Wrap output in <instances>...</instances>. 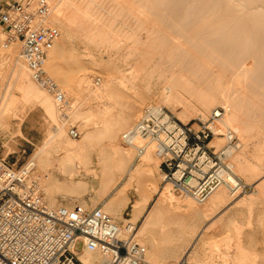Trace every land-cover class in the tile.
Wrapping results in <instances>:
<instances>
[{
	"label": "rangeland",
	"instance_id": "rangeland-1",
	"mask_svg": "<svg viewBox=\"0 0 264 264\" xmlns=\"http://www.w3.org/2000/svg\"><path fill=\"white\" fill-rule=\"evenodd\" d=\"M124 1L126 2L125 4H127V5L124 4V6L126 7L127 10L124 9L125 7H122V9H124V10H122V12L124 11L125 14L124 13L123 14L125 16L122 13H121L122 15L120 14L121 10H120V12H118V10L121 8L114 10L115 16L118 18V21H119V22L117 21L118 27L125 29V30H127L126 28H128L127 31H129V33H132L131 28L133 29V31H136L135 28L138 30V28L140 27V22H139L140 21V14L144 13V15H148V16H146L147 18H145L146 19L145 22L147 24L148 29L147 28L146 29L141 28L142 29V30L140 29L141 31L140 30L137 31L138 35H133V34L130 35L129 33L124 32V35H122V37L119 38L122 45H124V49L121 52L123 54L121 59L117 57V54H118L117 50L112 51L111 43L109 42V38H108L109 26H108V24L111 21L109 14L103 12L105 15V17H104L105 21L102 22L103 44L101 47H97V43L91 44L89 42V40L87 39V33L84 31H78L77 30L78 37L68 39L67 34L62 29V27L56 23H52L53 25H56L61 32V38L58 42L60 44L64 42L67 45V49L70 48L69 49V53H71L70 57L71 58L74 57L71 60L69 59L70 57L66 58L63 62V65H62L63 70H66V68H67V70L64 73V77H65V80L67 81L66 85L69 89L68 90L69 93H66L64 95L66 101H65L63 108H60L59 105L57 104L56 115L58 114L57 117L59 119L57 117L55 119H53L49 115V113H47L45 111V109L41 106L36 105V107H35L33 105H27V103L23 99L22 93L16 88V85L13 84V86H12V82H13L12 69H11L12 66H6V68L4 67L5 68L4 70L6 72L0 79V93L4 94L7 91V89H9V92L14 96V99H16V104H18L17 105L18 110L20 111V113L24 112V114H25L24 115L25 117H24L23 122H22V127L27 126V125L30 126L28 121L30 122V120H33L32 125L35 129L33 131H30L28 129V132H31V134L34 135V139L32 141L35 143V145H33L32 143H30V141H28L27 133L22 131V127H21V131H17V130H13L9 127L4 126V127L0 128V155L1 156H7L8 155V160L11 163L17 162L18 167H20L21 165L26 163L28 160L31 161V160H33V158L36 159L37 157H39L42 154L41 152H43L42 149L50 150V153L52 154L54 159H56L58 157L59 145L55 142L49 143V139L51 137V134H53L56 130V123L58 121H60L61 125L65 124L66 127L65 126L64 127H65V129L67 128L66 134L68 133L67 134L68 137H71L70 136V129L73 126L78 127V129L81 132L80 138H77V139L72 138V137L71 138L74 139L75 141H78V140L80 141L84 138V136L87 134V132L97 130V126L93 125L92 121L94 120V118L97 117V114L100 115L102 113L103 109L108 108V107H111L114 109V119L122 118V115L124 113L133 114L134 122L130 125V127H128V129L126 131H124V134L128 130H130L132 127H134V125L139 120L141 114L143 113L144 109L147 106H150L151 104L165 107L171 114H173L176 117V119L179 122H182L184 124H187V123L195 124L198 122L208 121L210 119L211 115L213 114L214 110H216L217 108L224 109L223 114L225 113L226 105H224L223 102L220 100V101H217V105L212 107L211 110L208 113H206V115H204V117H202L201 115H198V113L195 112V110H193V109H190V111L188 110L185 113L186 114L185 115V114H183V112H184L183 111L184 110L183 105L180 104L179 99L174 97V95L171 94V91L168 89V86H170V87L173 86L174 87L173 93H175V91L177 93L180 92L181 94H183L184 97L192 99L191 98V92L193 90L191 89V86H190V88L188 87V84H189L188 82L190 81V79L193 78L195 80L194 84L197 86H200L201 81L198 79H195V78L198 76L200 77L201 73L192 71V66H193L192 65V57L189 55V52L193 51V49H192L193 47L191 46V42L188 41V39L190 38L189 37L190 34L189 35L187 34V36H186V33H190L189 28H191V27L188 25H191L194 27V25L200 24V22H201L200 16L202 15L201 13H203V15H204V13H205L204 11L208 10V9H206V7L208 8V7H210V5L212 6L213 1L211 2V0H210V2L209 1L206 2V4L208 3L209 6L205 4L204 8L202 7V1L203 0L202 1L201 0H197V1L194 0L193 1L194 5H192L191 0L190 1L186 0L189 3H187L186 1H182L184 7H186V9H189V10H187V11H189L188 14H186L187 11H182L184 9V7L182 6V2L180 0L179 1H177V0H169V1H166V0H149V1H147L148 5L146 4L145 0H124ZM172 1H173V3H170ZM198 1H201V3ZM204 1H203V5H204ZM221 1L222 0H220V2ZM166 2H168V3H166ZM160 3L162 5H159V6L163 11H165L163 8L169 7L168 9L170 11V15H169L168 10H167L168 12L165 11V14L166 15L168 14V16H170V17L166 16L167 18H169L168 20L166 18L165 19L158 18V16H161V14H163L162 13L163 11L155 10L154 6L157 4H160ZM163 3H164V5H163ZM176 3H178L179 5H181L183 7L182 10L180 8L181 6L179 7V5H177ZM209 3H211V4H209ZM222 3L224 5L223 6L224 8L222 7L220 9L224 10L225 8H229L228 5H226V7H225L226 3L224 4L223 1H222ZM174 4H176V5H174ZM200 4H201V6H200ZM145 5L147 7L148 6L149 7L148 8L146 7L147 9L146 8L143 9ZM190 5L192 7H190ZM93 6H91V8H92L91 10L95 11L96 8H95V6L93 8ZM151 6L153 9H151ZM175 6H178L179 8L178 7L175 8ZM194 6H195V8H194ZM197 6H198V9H196ZM262 8L263 7H261V9ZM171 9H174L173 11H175V12L171 11ZM211 9L212 8L210 7V10H208L209 14L212 13ZM225 10H227V9H225ZM262 10H264V9H262ZM126 11H127V13H126ZM128 11L130 12V14ZM131 11L133 12L132 13L133 15H131ZM184 12H185V15H184L185 18L182 17ZM208 13H206V15ZM130 16H134V17L131 19ZM149 16H150V18H148ZM179 16H181L185 20H183V19L180 20L179 18H181V17H179ZM186 16H187V18H186ZM188 16L191 17L192 19L196 20L194 25H193L194 22H191L194 20H192ZM177 17H179V18H177ZM198 17H200V18H198ZM128 18H130V19H128ZM134 18H136L138 21ZM133 19H134V21H133ZM177 19H178V21H177ZM188 20H189V22H188ZM122 21H123V23H122ZM128 22H129V25H128ZM137 22H139V24ZM124 23L126 25H124ZM135 23H137V25ZM177 23H180V24H177ZM121 24H122V26H121ZM174 24H175V26H174ZM181 24H183V25H181ZM178 25H180V26H178ZM130 26H131V28H130ZM230 26H232V25H230ZM177 27L178 28L180 27V28L178 29ZM257 28H259V27H257ZM257 28H256V30H257ZM187 29H188V31H187ZM261 29L259 30L260 31L259 35L257 33L258 31L257 32L254 31L255 36L253 35V33H251L252 30L251 31L249 30L251 35H252V38L256 37L254 39H252L250 37L251 35L249 36L250 39H246V38H248L246 36L249 35L248 34L249 32H245L246 36H243L245 38L244 41H242L243 38H241V37H240L241 40L238 38L235 39L234 37H231L230 40L228 41V43H226V45H228V47L231 46V44H232V46L240 45L241 47H245L244 45H246V47H245V49L247 48L246 52L247 53L251 52V54H252L253 48L255 49V51L257 50L255 47H257L258 43L261 44L260 45L261 47H264L262 45V43H260V42H262V38H263L261 36H264L263 35L264 30H263V32H262L263 34H262ZM149 30H151L150 35H148ZM179 30L182 31V34H181V31H179ZM220 32H221V34L225 33L223 30H219L218 32H215V31L213 32V30H211V31H209L210 35L208 34L209 37H206V38L209 39L211 37L210 40L211 39H220L219 37L224 36V34L221 35ZM168 34L169 35L172 34V35L169 37ZM205 34L207 35V33L204 32V35ZM219 34L221 36H219ZM0 35L2 37V39L0 37V40L2 41V43H0V45L2 46L4 34H3L1 26H0ZM175 35H177V37ZM204 35L201 34L199 38H202V37L204 38L206 36V35L205 36ZM256 35H258L259 37H257ZM166 36H168V38ZM173 36H174V38H173ZM140 37L143 38V43H141L140 41H136V39H138V38L140 39ZM232 38H233L234 42H235V40H236V42L237 41H242V42H237L238 44H236L232 41ZM173 39L176 42L180 43L181 46L183 44L182 48L178 47L180 44L179 45H177V43L175 44V41ZM259 39H261L260 42H258ZM188 42H189V44H188ZM244 42L245 43L250 42V44H249L250 46L248 45V43L245 44ZM263 42H264V40H263ZM189 45L191 46L190 48H189ZM61 46H62V44H61ZM248 46L250 49L248 48ZM129 47H131V48H129ZM261 47H259L257 51L260 50L262 52ZM13 48L15 49L16 53H20V46L19 45L18 46L14 45ZM128 48L131 49V51H128L129 50ZM224 49L226 50L229 48H224ZM3 50L7 51L5 49H3ZM260 51L258 52L259 56L261 54V56L259 57V61H260V58H262V55H264L263 54L264 52L260 53ZM263 51H264V49H263ZM89 52H91V55H89ZM247 55H249V54H247ZM253 57L254 56H252V58H250L251 60H248V64L250 66L252 64H254V61L256 63L258 61V60L256 61L257 58L256 59L254 58L255 60H253ZM257 57H258V55H257ZM247 58H249V56ZM259 61H258V63H259ZM261 61L263 62V60H261ZM261 61H260V63H261ZM65 62H68L67 63L68 67L65 66L66 65ZM256 63H255V65H256ZM69 64H71L70 67H69ZM205 64H206V62L203 60V65H201V66H205ZM258 65H256V66H258ZM71 66L72 67L74 66L72 68V70H71ZM210 67L212 68V70H218L217 67H213V66H210ZM252 67H253V65H252ZM256 68H258V67H253L254 70ZM263 68H264V66L262 67V69ZM258 69L261 70V67ZM86 70H88V72L90 71L89 72V74H90V85H89L90 89L97 87L95 85V82L98 81V78H101L105 82L108 78H111V77L114 78L110 82H108V85H106L104 91L107 94L105 96H92L88 92H86L87 89L86 90L84 89L85 90V92H84V90H82L83 88L81 86H78L79 85L78 83L80 80L79 78L81 77V74H83L84 71L86 72ZM261 71H263V70H261ZM254 72H255V75H253V76H255V77H256V75H258L260 73V72L258 73V70H257V72L256 71H254ZM260 74L264 75V71H263V73H260ZM263 75H260V76L263 77ZM248 80H249V78H248ZM8 87H10V88H8ZM11 87H12V89H11ZM194 101H196V100H194ZM219 102H221V103H219ZM243 105H244V107H246L245 104H243ZM76 107L83 111V113H82V111L80 110L82 117L80 116L79 118H74V115H72V113ZM84 113L86 114V117H87V115L93 116V117H91L92 119L88 118L90 120V123H89V120H87L85 117H83L85 115ZM189 113H193V114H189ZM179 114H181L182 117H184V115H185L184 118H186V119L185 120L184 119L179 120V118H178ZM187 114L191 117H189ZM94 115H96V116L94 117ZM218 119L219 118H217L216 120H218ZM216 120L212 123V126L214 128H217V125L219 124V122ZM15 121L16 120H14V122ZM214 125H216V126H214ZM194 127L197 128L198 124H195ZM221 128L222 127H219L216 130L221 134L226 133V130L224 128H222V129ZM227 130H233V132L238 137L240 146L242 145L241 146V148H242L244 140L239 135V133H237V131H235V129H233V128H228ZM215 138H214L215 141H213V144H215L217 147H221V146H224L226 144V138L224 136L218 135ZM259 138H256V141H258V143L261 141V140H258ZM220 139L222 141H220ZM217 140H219V142H217ZM99 144H101V143H98L95 147L99 146ZM121 146H123L124 149L128 148L131 150L132 161L130 162L131 165L129 163L128 166L133 168L136 164H140V162H142V159L146 153L144 154V156L139 158V157H137L136 149L126 146L125 143L123 142V140L121 142ZM240 146H239V148H240ZM239 148H237V149L240 150L241 148L240 149ZM236 153H238V151ZM155 154L157 155V151L155 152ZM257 154L259 155V152ZM260 154H261V152H260ZM229 159H230V157H224V159H223L224 163L227 166L226 171H228L230 174L232 173L231 175L235 178L236 181H239L241 184L247 185V192L238 194L240 191L234 193L230 189L229 186H227V185L221 186L224 189H226L227 195L229 194L228 200H229V198H231L230 199V201H232L231 204L221 208V210L219 212H217V214L215 212L213 214V213H211L212 212L211 211L210 214H211V216H213V218H210L211 221L210 220L208 221L207 218L203 219L202 217L199 216L198 220H199L200 224L199 223L192 224L189 221L193 217V214L191 213V211H187V208L183 207L184 201L186 199H188L190 201L192 200V202L196 204V206H197L196 208H201V207L205 206V204L208 203V200H210L211 196L207 200H205L204 202L200 203V202H197L196 200H194L193 198H190L191 196H189V195H180L171 186L173 188L172 190H174V192H175L174 194L175 195L177 194V197L173 196V195L161 197V192L163 191V189L166 186H168V184H167V182L164 181L163 171L161 170L160 167H158L154 171L155 174H153V180H152V182H150L151 184L152 183L153 184L151 185L150 183H148V184L146 183V191H147L146 195H149L151 197L149 200H146L145 196L141 195L142 187L145 185L144 180L142 178H140L139 175L132 173L133 171H131V169L129 171V167H128V171L126 170L123 173V175H120L121 177L118 175V177H117L118 181L116 180L117 182H115L116 184L114 183V185H113L112 183H110L108 185L109 189L106 188V191L104 189H101L100 180L98 178V177H100L99 175H101V174H100V167H99L97 161H95L93 163V167H92L95 171L94 170L93 171L92 170H86V169L82 168V169H80L81 170L80 175H78L76 177V180H82L88 184V186L85 187V191L83 189V193L80 192L81 194L72 195L70 193L67 194V192L65 193V191H60V192L56 191L55 197L57 199L58 204L72 205V204L80 203V204H83L84 206L89 207V208L101 206V207H103V210H105V206H107L105 203L108 202L109 197L116 190L113 188L115 186H116V188H119L121 186L124 187V189L126 191V197L122 198V200H120L118 202V204L115 205V210L112 213H110L106 210L105 211L107 213H109L121 225L122 228H123V226H126L128 224V223H126L127 220H130L133 224H135L136 239L138 240V242H140L141 244H143L144 246H146L148 248L147 258L153 264H179L180 260L182 258H183L182 259L183 262L181 264H201V263L202 264H210V262H211V264H225V263L226 264H237L239 262L238 260L240 259L238 256L241 257V255H239L240 253L237 252L236 248L239 247L240 245H242L243 243H244L243 245L250 248L249 249L250 255L249 254L248 255H249V260L252 259L251 261L247 260L248 263H246V264H259V263L264 264V195H262L264 193L258 194V197L256 194L252 193V192H254V188H253L254 185L253 184H254L255 178H254V180L252 178H250L251 180L248 181L249 179L247 178L248 176L246 174L240 173L236 168H235V170L231 169V167L228 164ZM162 160H163V157H161V162H162ZM249 161H253L250 164H253L254 162H256L255 158H253L252 155L250 156ZM53 164H54V166H57L58 162L55 160V162ZM262 170L264 171V168ZM55 173L57 174V177H58V179H60V181H64V180L68 181L64 175L62 176L58 172H55ZM261 173H260V175H261ZM39 174L43 175L44 173L38 172V175ZM33 176L35 179L37 178V180L39 182L40 189L43 192L45 199L51 205V201L49 198V191H48L50 189L49 188L50 181L48 179H46L45 177L43 178V180L38 179V177H36L37 174H36V176H35V174H33ZM245 176H247V177H245ZM46 182H47V184H46ZM169 185H171V184H169ZM102 190H103V192H102ZM128 195L131 198V205L127 209H125L129 203V201H130V198H128L129 197ZM243 196L245 197V199H248L249 197L252 196L254 199H256V201L251 205L250 204H243L245 206H243V205L241 206L240 203L237 201H240L239 199H241V197H243ZM183 197H184V199H183ZM163 198H164V200H163V202H161V199H163ZM163 204H164V206H163ZM254 204H256V205H254ZM174 207H175V209H178L179 213L176 212L177 210H175ZM123 209H125L124 214L122 212ZM134 210H135V212L137 210L140 211V219L138 218L139 220L134 219L135 218L133 216ZM150 213H152L153 215L155 214V216L158 217L157 221L155 224L150 226L149 230L144 235H141L140 232H138V231L144 225L145 220L149 216ZM206 213H208V212H206ZM207 222L211 223V224L208 228H206V230H205L206 233L203 232V234H202V235H204V233L206 234V238H205L206 241H204L202 238L203 236L198 237V233L202 232V230H203L201 225H203L204 223H207ZM185 224H187L188 226L186 227ZM162 225H163V227H162ZM167 232H168V234H166ZM154 239H158V240L163 239L162 241H164V242H165V240H170V242L171 241L173 242L172 246L171 245L168 246L170 243H165L167 246H164L163 249H161V250L166 251L167 249L173 250L176 248H182L185 250V253H184V255L176 258L175 260H168V261L164 260V262H159L157 259H155V257L152 259L150 254H152L151 249H152L153 245L151 243L154 241ZM238 239H239V241L243 240L241 242L242 244L241 243L239 244ZM237 244H239V245L237 246ZM166 247H168V248H166ZM212 247L214 248V250L212 249ZM80 248H81V244L78 245V249H80ZM237 249L239 250V248H237ZM189 250L191 251V253H192L191 255H193V256L195 255L194 253L198 254V260L195 261L194 263H193V260H191V258L187 259L185 257V254L189 253L188 252ZM218 250H220V252ZM226 250L232 251V252L230 251V253L227 252L225 254V255H229V256H226L228 258H225V260H228L230 258L228 260L230 262H228V261L224 262V260H223L224 259L223 258V256H224L223 252H226ZM250 250H251V252H250ZM212 251H214V252H212ZM233 253L235 255H231ZM255 253H256V255H255ZM235 256H237V257H235ZM233 257L237 260H235ZM256 258H258V259H256ZM232 261H233V263H232ZM234 261L235 262L238 261V262L234 263Z\"/></svg>",
	"mask_w": 264,
	"mask_h": 264
},
{
	"label": "bare ground",
	"instance_id": "bare-ground-1",
	"mask_svg": "<svg viewBox=\"0 0 264 264\" xmlns=\"http://www.w3.org/2000/svg\"><path fill=\"white\" fill-rule=\"evenodd\" d=\"M145 1L147 4V1H149V0H145ZM166 1H169V0H166ZM177 1H179V0H177ZM180 1L182 2V1H186V0H180ZM188 1H190V0H188ZM188 1H186V2L189 3ZM193 1L194 0H191L192 5H194ZM201 1H198V2L201 3ZM203 1H202V7L204 8L206 2H208V1L210 2V0H205L204 5H203ZM222 1L224 2V4L226 3L225 7H226V5H228L229 8H225L227 10L220 9L224 6ZM222 1L220 2V0H211L212 6L210 5V7L212 8L211 9L212 13L209 14L208 10H210V7H208V8L206 7V9H208V10L204 11L205 12L204 15H203V13H201L203 16L202 15L200 16L201 22L199 25H194L196 20H194L188 16L189 18L194 20L191 22H194L193 25L195 27L194 28L193 26L188 25L191 27V28H189L190 33H186V36H187V34L188 35L190 34V36H189L190 38L188 39V41L191 42V46L193 47L192 48L193 51L189 52V55L192 57V65H193L192 71L201 73L200 77L198 76L195 78V79H198L201 81L200 86H197L194 84L195 80L193 78L190 79V81L188 82L190 84V85L188 84V87L190 88V86H191V89L193 90L191 92V98L192 99L184 97L183 94H181L180 92L177 93L175 91V93H173V89H174L173 86H171V87L168 86V89L171 91V94H173L174 97L179 99L180 104L183 105V108H184L183 114H185L188 110L190 111V109H193V110H195V112L198 113V115H201L202 117H204V115H206V113H208L212 107L217 105V101L221 100L223 102V104L226 105L225 113L222 115L221 118L216 120L219 122V124L217 125V128L222 127L226 131H228L227 130L228 128H233V129H235V131H237V133H239V135L244 140L243 147L241 148V146H242L241 145L240 146L241 149L239 148L240 150L234 149L232 152L229 151L231 153L228 156V157H230L228 164L231 167V169L235 170V168H236L240 173L246 174L248 177L247 176H245V177H247L249 179L248 181L251 180L250 178H252L253 180L255 178L256 181L254 180V184H253L254 185V187H253L254 192H252V193L256 194L258 197V194L264 193V171L262 170L264 168V75L260 74V73H263V71H264V68L262 69V67L264 66V64H263L264 63V55H262V58H260V61L263 60V62L261 61V63H262L261 64L259 61V57L261 56V54H260V56L258 54V52L260 50L257 51L258 48L261 47L260 46L261 44H259V43H258V45L256 44L257 47L254 46L257 49L256 50L257 52L253 48L252 54L250 51H249L250 53L246 52L247 48L245 49L246 45H244V44L243 45L245 47H241L240 45L232 46V44L230 43L231 46L228 47V45H226V43H228V41L230 40L231 37H234L235 39L238 38L240 40H241V38H243L242 41H244L245 38L243 36H246L245 32H249L248 33L249 35L246 36L248 38H246V39H250L249 36L251 35V33H253V35H254V31H256V32L258 31L257 33L259 35V33H260L259 30L261 28H262L261 33L263 32V30H264V10H262V9H264V0H222ZM125 3L126 2L124 0H51V4L53 7V15L50 17V24L56 23V24L60 25L62 27V29L66 32L68 39L78 37L77 30L78 31H84L87 33V39L89 40V42L91 44L97 43V47H101L103 44L102 22L105 21V18H104L105 15L103 12H105V13L109 14L110 19H111L110 23L108 24V26H109L108 38H109V42L111 43V49H112V51L117 50L118 51L117 57L121 59V57L123 56V54L121 52L124 49V45H122L119 38L122 37V35H124V32L129 33V31H127L128 28H126L127 30H125V29L118 27V23H117L118 18L115 16L114 10L121 8L118 10V12H120V10H121L120 14L121 13L123 14L124 11L122 12V10L126 9V7L124 6ZM166 3H168V2H166ZM170 3H173V1ZM176 4L179 5L178 3H176ZM176 4H174V5H176ZM209 4H211V3H209ZM93 5L96 8L95 11L91 10L92 9L91 6H93ZM125 5H127V4H125ZM159 5H162V4L160 3V4L155 5L154 9L157 11H160V10L163 11ZM163 5H164V3H163ZM206 5H208V3ZM94 6H93V8H94ZM180 6L181 5H179V7ZM182 6L184 7L183 2H182ZM182 6L180 7L181 10L183 8ZM200 6H201V4H200ZM122 7H125V8L122 9ZM146 7L147 6L145 5L143 9H145ZM176 7H178V6H175V8ZM190 7H192V6L190 5ZM261 7H263V8L261 9ZM168 8H163V9L166 12H168L169 11ZM194 8H195V6H194ZM151 9H153L152 6H151ZM185 9H186V7H184V9L182 11L189 10V9H186V10ZM196 9H198V6ZM173 10L174 9H171V11H173ZM165 11H163L162 12L163 14H161V16H158V18H162V19L166 18L168 20L169 18L166 17V16H168V14L166 15ZM173 12H175V11H173ZM126 13H127V11H126ZM132 13L133 12L131 11V15H133ZM188 13H189V11L186 12V14H188ZM206 13H208V14L206 15ZM129 14H130V12H129ZM169 15H170V11H169ZM184 15H185V12L182 15V17L185 18ZM146 16H148V15H144V13L140 14V21H139L140 27L138 28V30H140L141 28H145V29L147 28L148 29L147 24L145 22V20H146L145 18H147ZM130 17L132 19L134 16H130ZM168 17H170V16H168ZM179 17H181V16H179ZM179 17H177V18H179ZM182 17L179 19L185 20ZM200 17H198V18H200ZM148 18H150V16ZM186 18H187V16H186ZM128 19H130V18H128ZM134 19H136V18H134ZM134 19H133V21H134ZM189 20H188V22H189ZM177 21H178V19H177ZM139 22H137V23L139 24ZM122 23H123V21H122ZM137 23H135V24L137 25ZM177 24H180V23H177ZM183 24H181V25H183ZM124 25H126V24L124 23ZM128 25H129V22H128ZM230 25H232V26H230ZM121 26H122V24H121ZM174 26H175V24H174ZM178 26H180V25H178ZM256 26L259 28H257ZM130 28H131V26H130ZM256 28H257V30H256ZM135 30L136 31H133V29L131 28L132 33H129V34L130 35H132V34L138 35V32H137L138 30L136 28H135ZM181 30H179V31H181ZM211 30H213V32L214 31L218 32L219 30H223L225 33H222V34H224V36L222 37L221 36L222 34L220 32L221 35L219 34V36L222 37V38L219 37L220 39H211L210 40L211 37L209 39H207L206 37H209V35H210L209 31H211ZM249 30L250 31L252 30L251 33ZM187 31H188V29H187ZM204 32L207 33V35L205 34L206 36L204 35ZM150 34H151V30H149L148 35H150ZM181 34H182V31H181ZM201 34H203L205 37L203 38L201 36L202 38H199ZM171 35H169V37ZM258 35H256V36L259 37ZM175 36L177 37V35H175ZM0 37H1V35H0ZM166 37L168 38V36H166ZM250 37L252 38V35ZM261 37L264 38V36H261ZM173 38H174V36H173ZM254 38H256V37H254ZM254 38H252V39H254ZM263 38H262V42H260L261 39H259L258 42L262 43V45L264 46V42H263L264 39ZM1 39H2V37H1ZM136 41H140L141 43H143V38L140 37V39L138 38V39H136ZM232 41L234 42L233 38H232ZM242 41H237V42H242ZM189 42H188V44H189ZM237 42L235 40L234 43L238 44ZM0 43H2V41ZM176 43H177V45L180 44V43L175 41V44ZM246 43H248V42H246ZM61 44H62V46H61ZM61 44L59 42H57V44L55 45L53 50L50 52L49 57H48L47 62H46V67L48 69V72H50V74L52 73L51 75H53V77L56 79V81L61 86L63 85L62 86L63 87L62 92L65 95L66 93H69V91H68L69 89L66 85L67 81L65 80V77H64V73L67 70V68H66V70H63L62 65H63L64 60L66 58L70 57L71 53H69L70 48L67 49V45L64 42ZM249 44H250V42L248 43V45ZM182 46H183V44H182ZM182 46L180 44L178 47L182 48ZM191 46L189 45V48ZM249 46H248V48H249ZM2 47H3V45L0 47V69H1L0 70V79L6 72L4 70L6 68V66H12V68H11L12 69V78H13L12 86H13V84L16 85V88L22 93L23 99L25 100L27 105H33L35 107H36V105L41 106L45 109V111L47 113H49V115L53 119H55L58 116V114L56 115L57 103H56L52 94H50L44 87H42L40 84H38L36 81L33 80L32 76H31V72L28 69L26 62L24 61V59L21 56V51H20V53H16L15 49L13 48L14 46L9 50L4 51L3 50L4 47L3 48ZM129 48H131V47H129ZM224 48H229V49L225 50ZM263 49H264V47H261L262 52L260 51V53L264 52ZM128 51H131V49H129ZM246 53L249 55H247ZM89 55H91V52H89ZM257 55H258V57H257ZM248 56H249V58H247ZM252 56H254L253 60H255L257 58L256 61L257 60L259 61V63H258V61H257V63L254 61V64H252L253 67H258V68L261 67V70H263V71H261L258 68H256L254 70L252 65L250 66L248 64V60H251L250 58H252ZM73 58L70 57L69 59L71 60ZM203 60L206 62L205 66H201V65H203ZM68 62H65L66 65L64 64L67 67H68V65H67ZM255 63H256V65H258V64L259 65L256 66ZM70 65L71 64H69V67H70ZM210 66L217 67L218 70H212V68ZM73 67L71 66V70ZM257 70H258V73L261 71L259 74L263 75V77H261L259 74L256 75V77L253 76V75H255L254 71L257 72ZM89 72H88V70H86V72L84 71L83 74H81V77L79 78L80 80L78 79L79 80L78 86H81L83 88V89L81 88L82 90L87 89L88 91L86 90V92H88L92 96H105L107 93L104 91V89H105L106 85H108V82H110L114 78H112V77L108 78L106 80V82L103 81L101 78H98V81L95 82V85L97 87L90 89V87H89V85H90V74H89ZM248 78H249V80H248ZM8 88H10V87H8ZM11 89H12V87H11ZM85 90H84V92H85ZM194 100H196V101H194ZM219 103H221V102H219ZM243 104H245L246 107H244ZM17 105L18 104H16V99H14V96L9 92V89H7V91L4 94L0 93V128L6 126V127H9L13 130L21 131L22 122H23V119L25 117L24 116L25 114H24V112L20 113ZM151 105H153V104H151ZM80 110L81 109H78L77 107L75 108V110L72 113V115H74V118H79L81 116L82 110L81 111ZM82 113H83V111H82ZM189 114H193V113H189ZM185 115H184V117H185ZM95 116L96 115H94V117ZM178 116H179L178 117L179 120H182V119L185 120L186 119V118L182 117L181 114H179ZM83 117H85L87 120H89V119H92L91 117H93V116L87 115V117H86V114H85ZM189 117H191V116H189ZM14 120H16V121L14 122ZM92 122H93L92 123L93 125L97 126V130L96 131H89V132H87V134L84 136V138L82 140L75 141L71 137L67 136L68 133L66 134L67 128L65 129V127H66L65 124L61 125L60 124L61 122L58 121L56 123V130L53 134H51V137L49 139V143L55 142L59 145L58 157L56 159H54V157L50 153V150L42 149L43 152H41L42 154L40 153L41 155L39 157H37L36 159L33 158V160H31V161L29 160V162H28V163L34 164L35 169H34L33 174H35V176L37 174L36 177H38V179L43 180V178L45 177L46 179H48L50 181V183H49L50 189L49 190L47 188L46 189L49 191V198L51 201V205L52 206L58 205L57 199L55 197L56 191H58V192L65 191V193L67 192V194L70 193L72 195H75V194L78 195V194L83 193V189L85 191V187H87L88 184L85 181L76 180V177L78 175H80V171H81L80 169H82V168L86 169V170H92L93 171L94 169L92 167H93V163L95 161H97V163L100 167V174L101 175H99L100 177H98V178L100 180L101 189H104L105 191H106V188L109 189L108 185L110 183H112L114 185V183L118 181L117 180L118 175L119 176L123 175V173L126 170L128 171V167H129V171L131 169V171H133L132 173L139 175L140 178H142L144 180L145 185L142 187L141 195L145 196L146 200H149L151 197L149 195H146V193H147L146 183L148 184V183L152 182L153 174H155L154 171L158 167H160L161 157H163L156 150L155 144L151 142L150 146L148 147V150L146 151L145 156L143 155L144 157L142 159V162H140V164H136L133 168H131L130 166H128L129 163L132 161L131 150L128 148L124 149V147L121 146V142L123 140L124 131H126L128 129V127H130V125L134 122L133 114L124 113L122 115V118L114 119V109L111 107H108V108L103 109V111L100 115L97 114V117L94 118V120ZM89 123H90V120H89ZM214 126H216V125H214ZM217 128H215V129H217ZM256 138H259L258 140H261L262 142L260 141L258 143V141H256ZM213 141H215V140H213ZM220 141H222V140L220 139ZM217 142H219V140H217ZM96 143L97 144L101 143V144H99V146L95 147L97 145ZM155 150L157 151V155L155 154V152H156ZM237 151H238V153H236ZM256 152L257 153L259 152V155ZM260 152H261V154H260ZM251 155L253 156V158H255V161H256L253 164H250L253 161H249V158ZM55 160L58 162L57 166H54V164H53L55 162ZM130 165H131V163H130ZM38 172L39 173L43 172L44 174L38 175ZM55 172L60 173L62 176L64 175L68 181H65V180L60 181V179H58L57 174ZM260 173H261V175H260ZM231 174L226 173L225 174L226 179L229 182L236 183L235 178ZM35 180L38 181L37 178ZM46 184H47V182H46ZM167 184H168V186H166L163 189V191L161 192V197L162 196L166 197V196H170V195L177 197V194L175 195L174 190H172L173 186L169 185L170 183H167ZM38 185H39V182H38ZM113 189H116L115 192L109 197L108 202L105 203L107 205V206H105V210L110 212V213H112L115 210V205H117L118 202L120 200H122V198L126 197V191H125L124 187L121 186L119 188H116V186H115ZM102 192H103V190H102ZM240 193H246V191L239 192L238 194H240ZM228 195H227L226 189H224L223 187H219L211 195L210 200H208V203L205 204V206H203L201 208H196L197 206L195 203L192 202V200L190 201V200L186 199L184 201L183 207L187 208V211H191V213L193 214V217L192 218L190 217L191 219L189 221L192 224H196V223L200 224V222L198 220L199 216L202 217L203 219L207 218V220L209 221L210 218H213V216H211V214H210L211 211H212L211 213L214 214V212H215L217 214V212H219L221 210V208L231 204L232 201H230L231 198H229V200H228ZM262 195H264V194H262ZM243 197H241V199H239L240 201H237L240 203L241 206L243 204H250L251 205L256 201V199H254L252 196L251 197L248 196L249 197L248 199H245V197L244 198ZM190 198H192V197H190ZM183 199H184V197H183ZM163 200H164V198L161 199V202H163ZM256 204H254V205H256ZM163 206H164V204H163ZM243 206H245V205H243ZM174 209H175V207H174ZM175 210H177L176 212L179 213L178 209H175ZM206 212H208V213H206ZM134 217H135L134 218L135 220H137L139 218V210H137L135 212ZM157 218L158 217H156L155 214L153 215L152 213H150L149 216L146 218L144 225L139 229L138 232H140L141 235H144L149 230L150 226H152L153 224L156 223ZM126 223H128L126 226H123V228L121 227L123 229L124 233L127 232V229L128 230L130 228L135 229V224H133L130 220H127ZM210 224L211 223L207 222V223H204L203 225H201L203 230H202V232L198 233V237L203 236L202 238L204 241H206L205 230H206V228H208L210 226ZM185 226L187 227L188 225L185 224ZM162 227H163V225H162ZM203 232H205L204 233L205 236L202 235ZM166 234H168V232ZM162 240L154 239V241L151 244L154 246V248H156V250H159V251H161V249H163L164 246H167L165 243H170L168 246H170V245L172 246V244H173V242L172 241L170 242V240H165V242ZM238 241H239V239H238ZM242 241H239V244ZM239 244H237V246ZM243 244L240 245L239 247H237V248H239V250L235 247L237 252L240 253L239 255H241V257L238 256L240 258V259L238 258L239 262L237 261L239 264H246V263H248L247 260H249V255H250L249 249L250 248H248L247 246H245ZM166 248H168V247H166ZM212 249L214 250L213 247H212ZM169 250H172V249H167L166 251H169ZM218 251L220 252V250H218ZM230 251H227V250H226V252L222 251L224 253V254L222 253L224 255L223 256L224 262H226L230 259L229 258L228 260H225V258H228L226 256H229V255H225V254L227 252L230 253ZM188 252L189 253L185 254V257L187 259L191 258V260H193V263L198 260V254L197 253H194L195 255L193 256V255H191L192 253L190 250ZM212 252H214V251H212ZM250 252H251V250H250ZM231 255H235V254L233 253ZM255 255H256V253H255ZM235 257H237V256H235ZM80 258L85 264H100L103 261L102 255H100L99 253H92V252H87L86 254L81 255ZM182 259L180 260L179 264H181L183 262ZM256 259H258V258H256ZM235 260H237V259H235ZM251 260L252 259H250L249 261H251ZM228 262H230V261H228ZM237 262L234 261V263H237ZM232 263H233V261H232ZM210 264H211V262H210Z\"/></svg>",
	"mask_w": 264,
	"mask_h": 264
},
{
	"label": "built area",
	"instance_id": "built-area-1",
	"mask_svg": "<svg viewBox=\"0 0 264 264\" xmlns=\"http://www.w3.org/2000/svg\"><path fill=\"white\" fill-rule=\"evenodd\" d=\"M52 14L51 0H0L4 49L19 45L33 80L63 108L62 87L46 67L61 38L59 28L50 24ZM223 112L217 108L208 121L195 123V128V124L179 122L165 107L150 105L124 134L123 142L135 148L139 158L154 143L163 156L164 181L197 202H204L224 185L234 193L247 192V185L225 177L229 172L223 159L240 143L233 130L221 134L212 126ZM218 135L226 138L224 146L213 144ZM70 136L80 138L78 127L70 129ZM28 162L18 167L8 155H0V264H85L80 257L87 252L102 255L100 264H153L147 258L148 248L136 239L135 229L124 233L103 207L50 205L33 176L34 164Z\"/></svg>",
	"mask_w": 264,
	"mask_h": 264
},
{
	"label": "crops",
	"instance_id": "crops-1",
	"mask_svg": "<svg viewBox=\"0 0 264 264\" xmlns=\"http://www.w3.org/2000/svg\"><path fill=\"white\" fill-rule=\"evenodd\" d=\"M28 123L30 124V126L27 125V126L22 127V131L27 133L28 141H30V143L35 145V143L32 141L34 139V135L31 134V132H28V129L30 131H33L35 129L32 125L33 120H30V122L28 121ZM128 198H130V196ZM130 205H131V198H130V201H129V203L125 209H127ZM125 209H123V211H122L123 214L125 212ZM133 216H135V210L133 211ZM139 219H140V211H139ZM151 251H152V254H150V256L152 257V259L155 257V259H157L159 262H164V260H167V261L168 260H175L176 258L184 255V253H185V250L182 248H176V249L169 250V251H165V250L159 251V250H156V248H154V246H152Z\"/></svg>",
	"mask_w": 264,
	"mask_h": 264
}]
</instances>
